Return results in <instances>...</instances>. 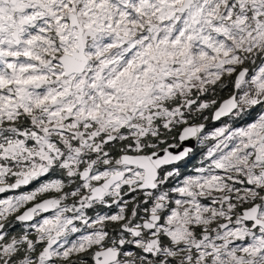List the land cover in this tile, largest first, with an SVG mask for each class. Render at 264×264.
<instances>
[{
    "label": "snow or ice",
    "instance_id": "obj_1",
    "mask_svg": "<svg viewBox=\"0 0 264 264\" xmlns=\"http://www.w3.org/2000/svg\"><path fill=\"white\" fill-rule=\"evenodd\" d=\"M0 264H264V0H0Z\"/></svg>",
    "mask_w": 264,
    "mask_h": 264
}]
</instances>
